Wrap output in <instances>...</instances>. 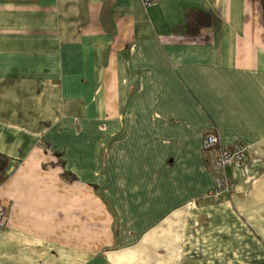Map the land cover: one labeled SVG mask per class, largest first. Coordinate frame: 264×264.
<instances>
[{
    "label": "crops",
    "instance_id": "1",
    "mask_svg": "<svg viewBox=\"0 0 264 264\" xmlns=\"http://www.w3.org/2000/svg\"><path fill=\"white\" fill-rule=\"evenodd\" d=\"M0 155V264H264L261 1L0 0Z\"/></svg>",
    "mask_w": 264,
    "mask_h": 264
},
{
    "label": "built area",
    "instance_id": "2",
    "mask_svg": "<svg viewBox=\"0 0 264 264\" xmlns=\"http://www.w3.org/2000/svg\"><path fill=\"white\" fill-rule=\"evenodd\" d=\"M153 0H142L144 5L151 4ZM202 147L205 151L213 152L211 159L212 166L217 170L213 186L206 197L211 201H219L229 198L235 188V182L227 173V168L234 163H243L246 159L247 147L241 142H236L230 147L220 144L219 137L215 132H207L202 141ZM8 220L6 210L0 205V229L4 227Z\"/></svg>",
    "mask_w": 264,
    "mask_h": 264
},
{
    "label": "trees",
    "instance_id": "3",
    "mask_svg": "<svg viewBox=\"0 0 264 264\" xmlns=\"http://www.w3.org/2000/svg\"><path fill=\"white\" fill-rule=\"evenodd\" d=\"M260 1H261V5H262V14H263V21H264V0H260ZM192 13H194V14L192 17L193 20H192V22H190V25H189V28L191 29L190 33H198L204 27L208 26L209 15L204 13V12H199L198 10L193 11ZM246 159H247V155H246ZM246 159H245V161H246ZM234 164H241V163H234ZM7 166H8V160L4 156L0 155V182L6 178ZM228 168H227V173H228Z\"/></svg>",
    "mask_w": 264,
    "mask_h": 264
}]
</instances>
